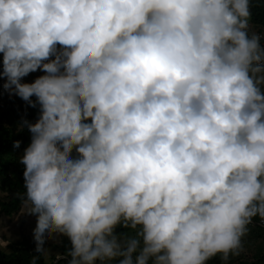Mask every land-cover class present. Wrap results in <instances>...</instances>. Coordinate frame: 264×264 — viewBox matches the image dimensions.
Wrapping results in <instances>:
<instances>
[{"label":"clouds","instance_id":"9594fccd","mask_svg":"<svg viewBox=\"0 0 264 264\" xmlns=\"http://www.w3.org/2000/svg\"><path fill=\"white\" fill-rule=\"evenodd\" d=\"M250 7L0 0L3 89L39 106L19 159L32 264L53 234L68 264H230L245 251L264 224V32Z\"/></svg>","mask_w":264,"mask_h":264},{"label":"trees","instance_id":"16d2710c","mask_svg":"<svg viewBox=\"0 0 264 264\" xmlns=\"http://www.w3.org/2000/svg\"><path fill=\"white\" fill-rule=\"evenodd\" d=\"M251 24L257 28H264V2L250 0ZM47 62V61H45ZM3 71V54L0 53V72ZM33 73L28 74L26 79ZM33 78V77H32ZM0 78V96L3 90ZM33 101L35 97L31 98ZM4 113L0 116V216L11 218L20 212L22 197L25 193L23 170L24 166L19 163V159L25 147L30 143L31 134L27 127H21L22 119L35 123L39 115V106L32 108L19 97L6 98L1 100ZM16 141L20 142V147L15 148ZM260 221L255 219L250 227L255 231L257 239L261 238L259 233L264 231L259 226ZM257 232H259L257 234ZM70 249V242L66 237H62L58 246L59 255L63 256ZM35 245L29 240L22 239L19 242L11 243L6 249L0 248V264H32L35 255ZM56 261H58L56 263ZM40 264H68L67 259H52L48 263L43 258ZM96 264H100L99 261ZM208 264H220L219 258H214ZM230 264H236L232 259ZM238 264V263H237ZM253 264H264V253L256 259Z\"/></svg>","mask_w":264,"mask_h":264},{"label":"rangeland","instance_id":"374dc122","mask_svg":"<svg viewBox=\"0 0 264 264\" xmlns=\"http://www.w3.org/2000/svg\"><path fill=\"white\" fill-rule=\"evenodd\" d=\"M264 2V0H257ZM61 46L57 45V49L59 50ZM40 70H37L32 74V76L28 79L22 78V83H32L37 77L44 75ZM33 77V78H32ZM5 81H2V87ZM15 95H9L4 89L1 92L0 96V116L3 115V105L1 100L6 98H12ZM90 123V121H88ZM76 153L73 150L72 156L75 157ZM2 194L0 193V196ZM23 206V204H22ZM21 206V209H22ZM20 212L14 215L11 218L0 216V240H4L5 238H10L11 243H16L21 241L22 239L29 240L33 245V233L36 228V219L33 216H29L26 214H22ZM6 230V232H5ZM254 230L250 227L249 235L245 238V251L236 258V264H253L256 259L260 258L264 253V231L257 232L260 235V239L255 236ZM64 236H60L57 234H53L52 238L48 240L47 248L49 249V257L47 260L48 263H51L52 259L55 258L58 254V246L60 245L61 238ZM10 243V244H11ZM5 249V248H2ZM58 261H56L57 263Z\"/></svg>","mask_w":264,"mask_h":264},{"label":"built area","instance_id":"2783aa9c","mask_svg":"<svg viewBox=\"0 0 264 264\" xmlns=\"http://www.w3.org/2000/svg\"><path fill=\"white\" fill-rule=\"evenodd\" d=\"M254 30L257 31V32H264V28H257V29H254ZM259 226L264 229V224L259 223Z\"/></svg>","mask_w":264,"mask_h":264},{"label":"crops","instance_id":"0c3cea01","mask_svg":"<svg viewBox=\"0 0 264 264\" xmlns=\"http://www.w3.org/2000/svg\"><path fill=\"white\" fill-rule=\"evenodd\" d=\"M254 27V26H253ZM254 29H257V27H254Z\"/></svg>","mask_w":264,"mask_h":264}]
</instances>
